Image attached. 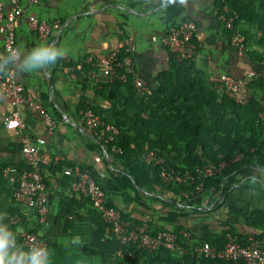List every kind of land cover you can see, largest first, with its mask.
<instances>
[{
  "label": "trees",
  "instance_id": "1",
  "mask_svg": "<svg viewBox=\"0 0 264 264\" xmlns=\"http://www.w3.org/2000/svg\"><path fill=\"white\" fill-rule=\"evenodd\" d=\"M215 1L218 17L222 3ZM228 6L237 14L234 28L244 36L246 48L253 46L255 49H246L244 55L251 63L261 64L253 76H245L240 82L239 96L243 102L229 97L221 82L209 79L197 70L195 56L179 63L169 52V68L159 74L156 85L147 83L149 93L139 92L129 75L125 81L113 78L111 83L98 89L100 95L111 103L107 112L101 113L88 105L80 107L81 110L91 108L101 119L113 124L120 131L117 142L120 153L111 152L110 145L99 141L109 159L114 160L113 163L119 169L115 181H101L97 172L81 166L89 170L90 175L105 192L106 204L119 209L121 217L134 224L146 221L151 233L173 231L184 251H170L160 247L150 253H137L134 260L115 256L120 244L100 214L91 207L89 200L79 197V203L90 205L89 219L90 224L94 226L93 230L92 226L83 230L82 252L77 249L76 244L58 242L64 235V229L73 228L75 221L67 220L68 215L75 218L73 210L62 212L64 221L68 222L63 224H60L49 210L47 225L39 221L34 211L37 227L27 231L43 238L50 252V264H224L216 259L198 258L193 253V247L203 241L213 247L222 248L225 237L221 229L209 232L188 245L182 235L183 231L193 234L195 224L211 218L220 223L221 227L229 225L239 242L247 243L248 239L253 237L259 240L264 248V215L253 212L248 216L246 224L253 229L249 233L238 231L227 218L220 220L211 215L225 200L220 203L219 199L237 183L238 175L248 170L264 172V0H229ZM219 21L223 26V22ZM224 30L227 31L225 28ZM71 67L84 84L89 82L90 71L94 66L73 63ZM150 151L163 159L161 166L182 174L187 172L193 176V181H162L161 166L145 161ZM221 162H226V165L220 172L213 176L196 178L198 168L208 163ZM62 165L59 161L58 164L43 168L46 187L47 173H52ZM63 176L69 178L74 191L72 178L64 174ZM199 183H202V188L197 191L196 186ZM11 186L12 192L9 196L13 206L29 208L15 202L13 191L16 184ZM142 189L155 191V194L142 197ZM164 192L168 196L164 195ZM181 192H186L187 197L181 196ZM216 194L219 196L218 200L214 197ZM117 197L140 206L150 215L142 213V216H134L131 211L120 210L115 199ZM205 198H208V201L204 206ZM50 202L49 194L48 208ZM213 202L214 205L211 206ZM154 203L160 204L161 207L158 210L149 208V205ZM210 206V210L205 209ZM155 214L158 215L156 220L153 218ZM7 215L21 217L20 213L11 211L4 214V221L13 228ZM15 235L17 244L22 246L19 234Z\"/></svg>",
  "mask_w": 264,
  "mask_h": 264
},
{
  "label": "crops",
  "instance_id": "2",
  "mask_svg": "<svg viewBox=\"0 0 264 264\" xmlns=\"http://www.w3.org/2000/svg\"><path fill=\"white\" fill-rule=\"evenodd\" d=\"M11 0H0L3 6L11 7ZM24 9V15L15 23V38L19 57L12 59L3 51V36L0 34V73L9 69L15 71L17 81L35 100L42 102L52 117L57 121L53 135L46 134L41 117L26 106L20 108V118L25 124V132L32 136L46 138L44 149L52 155L60 156L62 166L52 173H47L46 182L50 194V214L64 222L62 212L74 211L75 218L68 215L67 220H74L72 229H64L60 244L72 243L82 252L83 230L94 228L90 224V205L79 203V196L72 190L68 177L63 176V167L79 165L89 167L98 173L101 181H115L118 167L110 160L103 146L94 134L86 128L80 117V107L88 105L107 112L111 103L100 95L98 89L110 80L99 70V60L107 52L114 50L119 40L132 38L136 49L132 53L135 70L152 86L158 82L160 73L169 68L171 55L169 50L158 41L152 42L151 36L161 37L186 21L196 24L194 58L197 70L212 79L221 74H229L241 82L250 72H257L261 64L251 63L243 54L240 55L229 43V32L225 31L217 17L215 0H18ZM33 14L46 21L58 20L60 27L51 36L42 41L27 27V15ZM55 46L65 54L55 63L43 68L28 70L24 61L31 51L40 46ZM248 51L254 47H248ZM255 51V49H254ZM73 63L92 65L98 72L97 78L91 76L83 83L71 67ZM242 88V92H243ZM14 110L8 97L0 93V226L8 227L15 234L21 230L37 227L33 209L24 206L15 207L11 203L12 184L1 174L8 165L23 166L20 146L21 137L4 124L3 114ZM120 166V165H119ZM237 183L229 188L228 193L219 199L220 207L212 212L216 219L227 218L240 232L249 233L253 229L247 225L248 216L253 212L264 215V172L248 170L238 175ZM141 190L142 197L155 194ZM164 195L168 196L166 192ZM120 210L131 211L134 216H148L145 209L115 198ZM208 198L203 204L206 205ZM219 203V204H220ZM214 205V202L211 206ZM206 207V210H210ZM158 210L160 204L154 203L149 208ZM19 209V210H18ZM18 212L20 225L12 228L4 221L7 212ZM157 214L153 216L156 220ZM147 219V218H146ZM196 225V224H195ZM193 235L195 240L209 232L219 231L221 224L214 219L200 221ZM10 226V227H9ZM90 226V227H89ZM89 232V231H88ZM22 244V243H21ZM23 246V245H22Z\"/></svg>",
  "mask_w": 264,
  "mask_h": 264
},
{
  "label": "built area",
  "instance_id": "3",
  "mask_svg": "<svg viewBox=\"0 0 264 264\" xmlns=\"http://www.w3.org/2000/svg\"><path fill=\"white\" fill-rule=\"evenodd\" d=\"M217 1L222 3L218 19L223 22L224 28L230 33L229 43L238 54L243 55L247 49L245 38L234 28L237 14L230 10L228 6L229 0ZM10 2L11 7L8 9L0 2V34L3 36V51L12 59H17L19 50L16 44L14 28L17 19L24 15V9L18 0H11ZM29 2L37 3L39 0H29ZM27 27L30 31L35 32L40 40L45 41L53 32L59 29L60 22L58 20L46 21L33 14H28ZM195 31L196 24L193 21H186L161 37L151 36L150 40L152 42L158 41L174 55L177 62L182 63L195 56V45L193 43ZM135 49L136 43L132 38L119 40L114 50L107 52L100 58L99 70L109 78L110 83L113 78L125 81L129 75L139 92L149 93L150 88L133 66L132 53ZM90 75L97 78L98 72L91 70ZM253 75L254 72L249 73V76ZM212 80L221 82L225 88V93L229 97L237 102H243V99L239 96L240 82L233 76L221 74L212 78ZM0 93L9 98L14 108L10 114H3L4 124L7 128L14 130L16 134L20 135V152L23 160L22 167L15 165L5 166L2 169V175L11 184H16V188L13 191L15 202L33 209L37 213L39 221L47 225L49 193L42 170L52 164H58L62 158L52 155L44 149L46 144L45 137L32 136L25 132V124L20 118V108L24 105L36 112L41 117L48 136L53 135L57 121L42 102L35 100L31 94L25 91L24 87L17 81L15 71L12 68L5 73H0ZM80 117L83 124L94 134L98 141H103L104 144L110 145V151L113 153L121 152V149L117 146L120 131L116 126L105 122L91 108L81 110ZM145 161L160 166L163 163V159L157 157L153 151L146 155ZM225 165L226 162L218 164L208 163L196 170V178L213 176L220 172ZM62 172L72 178V187L75 193L79 197L88 199L91 207L100 214L102 220L109 226L114 238L120 244V247L115 251V256L134 260L137 253H150L160 247L170 251H184L177 242L173 231L164 230L151 233L146 221L141 224H134L129 220L123 219L119 209L106 204L105 192L90 175L88 169H83L79 165H69L64 167ZM160 177L162 181L167 183L193 181L191 174L187 172L182 174L179 171L163 166L160 168ZM201 188L202 183H199L196 186V190L200 191ZM180 195L187 197L186 192H181ZM7 216L13 228H18L20 218L16 215ZM221 230L224 232L225 237L224 246L219 249L203 241L193 247V253L196 257L216 259L224 264H235L239 261H242L243 264H264V248L259 240L250 237L247 243H241L237 236L231 232L229 225H223ZM18 234L25 248L29 247L33 242L45 246L43 238L38 234L26 230H21ZM182 235L187 245L195 240L194 235L189 231H183Z\"/></svg>",
  "mask_w": 264,
  "mask_h": 264
},
{
  "label": "clouds",
  "instance_id": "4",
  "mask_svg": "<svg viewBox=\"0 0 264 264\" xmlns=\"http://www.w3.org/2000/svg\"><path fill=\"white\" fill-rule=\"evenodd\" d=\"M65 53L55 46L40 45L34 48L24 61L28 70L43 68L55 63ZM0 264H50L47 246L33 242L25 248L17 244L15 233L8 227L0 226Z\"/></svg>",
  "mask_w": 264,
  "mask_h": 264
}]
</instances>
